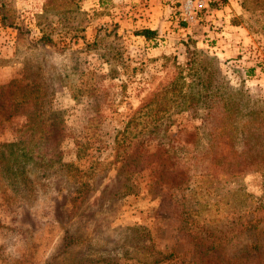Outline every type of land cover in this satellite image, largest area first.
<instances>
[{
	"label": "rangeland",
	"instance_id": "rangeland-1",
	"mask_svg": "<svg viewBox=\"0 0 264 264\" xmlns=\"http://www.w3.org/2000/svg\"><path fill=\"white\" fill-rule=\"evenodd\" d=\"M1 1L18 10L31 34L17 42L0 24V83L25 78L45 88L49 107L60 113V151L70 166L24 203L0 189V264H188L197 249L184 232L208 234L264 219L260 172L218 169L180 186H157L160 171L152 160L162 141L174 162H188L193 143L209 142L201 127L205 111L183 98L197 90V72L221 96L225 84L247 90L238 98L247 119H256L264 104V0H220L191 22L181 18L182 0H173L171 15L189 33L154 30L151 40L136 35L149 28L131 14L150 0H51L42 26L53 46L35 44L44 0ZM173 81L179 83L174 96L166 93ZM161 109L154 127L150 120ZM26 123L15 116L0 125V143L16 140ZM184 205L190 217L183 224ZM259 229V235L238 229L239 239L223 246L226 261L257 240L264 249V223Z\"/></svg>",
	"mask_w": 264,
	"mask_h": 264
},
{
	"label": "trees",
	"instance_id": "trees-1",
	"mask_svg": "<svg viewBox=\"0 0 264 264\" xmlns=\"http://www.w3.org/2000/svg\"><path fill=\"white\" fill-rule=\"evenodd\" d=\"M49 1L51 0H44L42 13L37 16V26L41 35L35 44L54 45L51 33L46 32L42 26ZM219 1L212 2L209 6L216 5ZM0 24L2 28L10 29L15 33L17 42L24 40L25 35L31 34V31L23 26L24 20L19 17L18 10L1 0ZM136 35L151 40L157 37V31L140 29L136 31ZM195 76L192 83L197 90L190 92L189 95H183V98L188 97L190 107L205 111V115L200 117L201 127L207 129V135L211 138L203 145L193 143V153L188 154L191 155L188 162L172 161L174 158L170 156L169 146L163 141L157 145V152L153 156L150 153L146 154L148 158L152 156L156 169L160 171V183L158 182L157 186H170V184L180 186L184 181L188 182L191 175L207 177L211 173L217 174L218 169L226 170L227 174L231 175L260 172L264 177V139L259 138L256 141V137L264 136V104L255 112L256 119L252 118L249 121L246 117L247 112L243 109L244 105L240 97L238 98V95H243L242 93L247 90L234 92L224 83L227 96H221L220 88L215 91L216 93L210 90L215 89L212 79L204 78L198 72ZM171 85V90H166V93H172L174 96L179 90V83L173 81ZM190 86L192 87V84ZM44 89L25 78L13 79L5 84L0 83V125L15 116H24L27 120L16 140L0 143V189L7 197L9 196L7 190H13L15 202L19 203L34 197L38 187H44L46 181L58 170L70 166L63 162L60 151L63 137L62 122L58 121L60 113L49 107V95ZM152 95V100L148 101L149 105L156 103L153 99L159 94L156 92ZM162 111L163 109L157 111L150 120V123H154V127L162 119L160 113ZM252 132H257V134L253 133L256 137L249 140L248 135H252ZM189 134L195 133L189 132ZM128 159L136 164L135 158ZM77 193L79 197L81 191L77 190ZM259 208L264 209V197L260 200ZM182 209L180 219L184 224L190 214L185 205ZM239 222L234 223L232 227L229 226L226 231L209 230L205 232L208 234L196 231L184 232L183 240L186 239V243L194 242L197 249L194 258L188 264H264V254L261 253L264 249L260 246L259 240L250 243L247 247L248 251L242 257H237L234 261H226L228 256L222 251L224 244L232 239H239L238 229L259 235V226L264 223V219L254 218L238 225ZM68 244L66 238L63 247H68ZM106 264H110V261Z\"/></svg>",
	"mask_w": 264,
	"mask_h": 264
},
{
	"label": "crops",
	"instance_id": "crops-1",
	"mask_svg": "<svg viewBox=\"0 0 264 264\" xmlns=\"http://www.w3.org/2000/svg\"><path fill=\"white\" fill-rule=\"evenodd\" d=\"M172 2L173 0H150V4L141 9L139 13L137 12L136 14L135 12H132L131 14H134V16L138 18L137 23L140 24L143 22L146 25L144 28L157 30L158 33L162 34H166L167 31L168 33L176 31L179 36L186 35L190 30L178 24L175 17L171 15L173 10L171 6ZM227 10L231 11L230 6L224 8V11H222L221 14ZM228 16L230 17V15ZM220 21L221 19L219 22Z\"/></svg>",
	"mask_w": 264,
	"mask_h": 264
},
{
	"label": "built area",
	"instance_id": "built-area-1",
	"mask_svg": "<svg viewBox=\"0 0 264 264\" xmlns=\"http://www.w3.org/2000/svg\"><path fill=\"white\" fill-rule=\"evenodd\" d=\"M216 1L218 0H182L179 9L182 20L186 22L194 21L198 13Z\"/></svg>",
	"mask_w": 264,
	"mask_h": 264
}]
</instances>
